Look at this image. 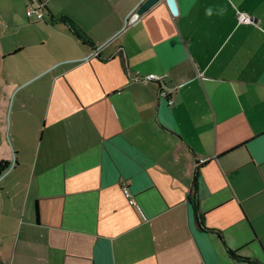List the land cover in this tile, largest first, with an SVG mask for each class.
<instances>
[{"label": "crops", "instance_id": "crops-1", "mask_svg": "<svg viewBox=\"0 0 264 264\" xmlns=\"http://www.w3.org/2000/svg\"><path fill=\"white\" fill-rule=\"evenodd\" d=\"M39 1L5 12L0 264H264V0Z\"/></svg>", "mask_w": 264, "mask_h": 264}, {"label": "rangeland", "instance_id": "rangeland-1", "mask_svg": "<svg viewBox=\"0 0 264 264\" xmlns=\"http://www.w3.org/2000/svg\"><path fill=\"white\" fill-rule=\"evenodd\" d=\"M25 0H19L18 2L15 1H7V0H0V156L4 155L7 147L11 150V142L9 138V129H10V111L14 93L9 97L7 96V88H5V84L9 82H5V78H7L6 72L8 73V61H3L2 53L5 49L12 46V44L17 40V38L23 35V32H19L18 35L15 37L10 36V31H8V21L5 16V12H8V16H13L16 19V22L20 23L21 18H25ZM9 6V8H7ZM4 12V16L2 15ZM26 21V20H25ZM9 77V76H8ZM11 82V81H10ZM12 154V153H11ZM13 155V154H12ZM10 167L8 170L2 172L0 174V193L3 185L6 182L11 180L18 181L20 178V174L15 172L13 175L9 177L7 181L4 183L2 182L3 178L8 174L7 172L11 171L13 168L12 161L9 162ZM12 164V166H11Z\"/></svg>", "mask_w": 264, "mask_h": 264}, {"label": "built area", "instance_id": "built-area-1", "mask_svg": "<svg viewBox=\"0 0 264 264\" xmlns=\"http://www.w3.org/2000/svg\"><path fill=\"white\" fill-rule=\"evenodd\" d=\"M31 2L32 3L29 4V6L25 10V17L27 18V20H34L36 22H43V20H44L43 19L44 18V16H43L44 4L42 2H40L39 0H35L34 3H33V1H31ZM138 19H139V15H137L136 12H134L128 18L127 23L128 24L136 23ZM237 19H238L239 23H249L250 22L249 19L243 14H238ZM139 80L144 81V82H150V81H159V78L156 77L155 75H148V76L143 77ZM122 194H123V197L125 199H127L128 204L132 205L133 201L130 199V195H129L127 189L123 188Z\"/></svg>", "mask_w": 264, "mask_h": 264}, {"label": "water", "instance_id": "water-1", "mask_svg": "<svg viewBox=\"0 0 264 264\" xmlns=\"http://www.w3.org/2000/svg\"><path fill=\"white\" fill-rule=\"evenodd\" d=\"M159 0H145L136 10L137 15L144 14L147 10L153 7ZM167 7L172 16L177 15V9L174 0H165Z\"/></svg>", "mask_w": 264, "mask_h": 264}, {"label": "trees", "instance_id": "trees-1", "mask_svg": "<svg viewBox=\"0 0 264 264\" xmlns=\"http://www.w3.org/2000/svg\"><path fill=\"white\" fill-rule=\"evenodd\" d=\"M9 165L8 163L6 162H0V174L6 170H8L9 168ZM196 180V176L194 178V182ZM195 184V183H194ZM193 198L195 199V185H193ZM193 207H194V213H195V220H196V223H197V226L202 229V230H205L204 226H203V220H202V217H200L197 213V209H196V202L194 201L193 202Z\"/></svg>", "mask_w": 264, "mask_h": 264}]
</instances>
